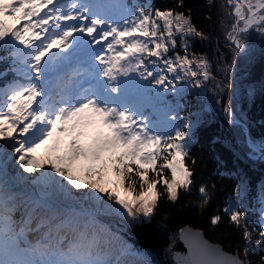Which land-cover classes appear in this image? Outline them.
<instances>
[{"label": "snow or ice", "instance_id": "obj_1", "mask_svg": "<svg viewBox=\"0 0 264 264\" xmlns=\"http://www.w3.org/2000/svg\"><path fill=\"white\" fill-rule=\"evenodd\" d=\"M254 39L264 0H0V264H161L136 232L173 219L175 264H264V173L209 184L193 151L219 116L264 168Z\"/></svg>", "mask_w": 264, "mask_h": 264}, {"label": "trees", "instance_id": "obj_2", "mask_svg": "<svg viewBox=\"0 0 264 264\" xmlns=\"http://www.w3.org/2000/svg\"><path fill=\"white\" fill-rule=\"evenodd\" d=\"M199 2L203 3V0H199ZM253 43L256 46L254 57L250 61L241 63L236 73V82L241 87L249 82L258 83L264 79V51L261 50L262 46L258 39H254ZM0 70H3V65H0ZM249 115L253 122L251 132L259 138L264 133V126L261 125V121H264V99H256L249 109ZM214 137L219 139L214 140ZM196 141L193 151L197 157L202 156L207 165L201 169V179L209 184L217 183L221 186L231 184L230 173H234L238 167L247 168L251 173L249 179L259 178L264 173V168L259 163L249 166L246 162L235 158L233 153L239 147V142L232 137L219 116H213L209 124L198 130ZM221 141H227L228 143H222ZM257 182L259 181L257 180ZM226 198V192L220 193L216 199V206L223 207V201ZM183 226L178 220L173 219L171 223L156 229L154 235H150L148 230H137L135 241L138 246L156 252L161 264H173L170 253L165 258L160 249L161 247H167L169 243L173 245L178 235V229ZM192 226L196 227L197 225L194 223ZM174 234L175 239H173ZM206 238L212 239L211 234Z\"/></svg>", "mask_w": 264, "mask_h": 264}, {"label": "water", "instance_id": "obj_3", "mask_svg": "<svg viewBox=\"0 0 264 264\" xmlns=\"http://www.w3.org/2000/svg\"><path fill=\"white\" fill-rule=\"evenodd\" d=\"M172 252L179 254V255H184L187 253V247L185 246L184 242L180 240L178 237L174 244L172 245ZM171 258L173 260V263L175 264V259L173 258L171 254Z\"/></svg>", "mask_w": 264, "mask_h": 264}]
</instances>
